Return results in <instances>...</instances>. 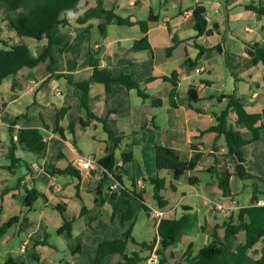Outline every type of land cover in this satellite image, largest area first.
<instances>
[{"label":"crops","instance_id":"1","mask_svg":"<svg viewBox=\"0 0 264 264\" xmlns=\"http://www.w3.org/2000/svg\"><path fill=\"white\" fill-rule=\"evenodd\" d=\"M25 1L23 14L33 5L31 0ZM101 1L107 11L121 18L144 22L152 13L158 21L149 23L147 34L138 24L112 22L101 35L103 19L77 23L80 15L98 5V0H82L84 9L63 13L61 20L67 23L52 31L53 40H61L52 47L55 64L48 59L35 69H24L14 78H6L0 86L1 225L18 218L0 236V264H95L100 244L122 238L129 229L135 243L128 241L127 255L141 251L140 244L158 240L153 253H141V257L150 259L157 256L160 221L186 216V227L168 250L174 255L171 264H177L189 246L196 256L212 242L215 233L223 238L221 227L229 217L217 210L218 205L235 203L237 209L231 216L236 217L253 199L264 201V65L255 64L248 53L255 45L264 48V16L246 9L253 3L258 7L260 1L264 6V0ZM198 7L206 12L207 27L202 35L195 29L193 13ZM0 29V49L25 44L38 57L48 45V39L17 36L1 9ZM144 37L150 49L133 50L134 43ZM92 48L99 51L100 70L110 71L116 79L131 76L149 99L144 100L137 90H129L119 82L111 84L110 93L105 85L92 82L86 110L77 85L93 75L89 65ZM174 75L176 86L163 80ZM191 88L198 101L190 100ZM174 90L175 107L171 104ZM230 97L243 102L249 114L263 117L256 125L261 128L259 139L242 149L245 167L254 179L239 180L235 164L228 158L233 175L231 197H225L209 171L225 164V139H217L215 133H201L217 125ZM154 101L162 104L155 106ZM60 112L63 134L56 131ZM227 123L246 139L251 138L244 125L236 124L233 113L228 114ZM23 128L40 130L44 152L29 151L17 144ZM114 138L120 139L118 146ZM157 145L177 151L184 162L192 160L193 146L203 156L195 170L176 181L172 172L157 169ZM110 153L118 166H122L123 154H131L133 161L120 172L122 186L117 191L110 192L115 179L107 176L99 194L104 178L101 167L84 170L80 164L86 159L98 164ZM13 154L16 164H12ZM69 167L79 176L54 174ZM155 177L166 182L163 194L169 206L164 211L154 200L150 180ZM191 178L197 183L191 184ZM31 190L43 197L29 208L25 199ZM123 190L141 194L144 202L133 195L125 196ZM144 205L164 213L162 219L152 220ZM129 209L134 216L123 227L122 218ZM67 223L71 225L70 236L59 233ZM244 244L246 235L240 232L237 245ZM263 254L264 238L249 252L254 260ZM121 260L119 255H112L102 264H119Z\"/></svg>","mask_w":264,"mask_h":264},{"label":"trees","instance_id":"2","mask_svg":"<svg viewBox=\"0 0 264 264\" xmlns=\"http://www.w3.org/2000/svg\"><path fill=\"white\" fill-rule=\"evenodd\" d=\"M31 1L33 2V5L29 8L27 14L21 13V10L26 6L25 0H0V9L5 12V20L12 25L17 36L20 38H32L37 41L48 39V45L43 49L42 53L38 57L33 56L30 49L25 44L12 47L9 50L0 49V86L6 78H14L24 69H35L48 59L51 60V64L54 65L55 60L52 56V47L54 45H59L61 40H53L52 31L55 28L67 23L65 20H61L63 13L68 11L79 13L84 9L81 5L82 0ZM246 9L256 12L259 16H264V6L261 1L259 2L258 7L255 6V3H253L246 6ZM193 15L196 20L195 29L199 35L204 34L207 27L205 16L206 12L204 8H196ZM92 19L104 20V23L99 26L101 35L104 34L106 26L112 22L128 26L138 24L143 33L147 34L149 23L158 21V18L154 17L152 13L149 19L144 22H135L131 19L121 18L112 11H107L101 0H98V5L96 7L90 8L80 15L77 19V23L84 24ZM149 49L150 44L147 37L135 42L133 46V50L135 51H145ZM248 53L255 64L262 63L264 65V48L255 45L248 51ZM98 55V50L93 48L90 50L89 65L93 69V75L89 80L83 81L77 85L83 93L82 105L86 110L88 109L89 103V87L92 82L105 85L108 93L111 92V84L119 82L129 90H137L139 96L144 100L149 99V97L140 89L139 84L131 76L122 75L116 79L112 76L110 71L100 70ZM52 65L49 68L50 71H52ZM176 77L177 75H174L172 78H163V80L172 82L173 85L176 86ZM174 96L175 90L171 94V104L175 107L176 105L173 102ZM189 98L191 101H198L197 93L192 88L189 91ZM227 99V107L220 114V116H218L217 125L212 127L207 132L201 133V135H205L206 133H215L217 135V139L220 137H224L225 139L227 151L226 156L224 157L225 164L221 168L215 167L209 171L213 174L217 186L222 191L223 195L225 197H231L230 179L233 174L230 172L226 160L229 158L234 162L235 175L239 180L247 181L254 179V176L247 172L245 167L246 160L242 149L259 139L261 128L256 125L263 116L260 114H249L245 110L244 103L234 99L233 97ZM161 104V101L153 102V105L155 106H159ZM229 113H233L235 115V122L237 125H244L246 130L251 133L250 139H246L240 131L228 126L227 118ZM62 116L63 113L60 112L57 114L56 118V131L61 134H63V132L59 128V122ZM41 123L44 125L42 119ZM81 123L83 124V122ZM10 132H13L12 129H10ZM110 135L113 136L112 134ZM114 141L116 142V146H118L120 139L114 138ZM17 144L23 146L24 149L29 151L37 153L45 151L44 138L40 130L36 128H23L19 130ZM13 145H15L14 142ZM192 150V160L190 162H184L181 160L177 151L157 145L155 148V162L157 169L159 171L172 172L175 180L178 181L186 173L195 170L200 158L203 156V153L200 152L198 147L193 146ZM11 160L13 162L12 164H16L18 162L15 159L14 154L11 156ZM132 161L133 157L131 154H123V164L122 166H118L113 154L110 153L107 157L98 162V166L110 172L115 181L122 186L120 172L124 170L125 165L131 163ZM54 174H70L79 176L78 172L71 167L65 171H55ZM106 178L107 176L105 175L99 184V194H102V190L104 189L103 183L106 181ZM150 182L155 190L154 200L156 202V206L160 210L164 211L169 206V202L163 194L166 189V182L164 179L159 177L152 178ZM190 183L195 184L197 183V180L191 178ZM171 188L175 191L174 184H172ZM123 194L127 197L129 195H133L137 199L144 202V198L141 194L127 193L126 190H123ZM40 197L43 196L35 190L28 191L25 199V205L30 208ZM144 210L147 214L150 213V208L145 205ZM133 216L134 212L131 209L128 210L127 214L123 215V227H125L126 223L131 221ZM188 221L189 218L186 216L178 220L162 219L160 221L158 226L159 247L156 250V255L159 258L160 264H171V259H173L174 255L168 254V250L177 242L178 236L186 227ZM17 222L18 218H12L5 225H1L0 221V236L12 224ZM221 229L223 230V238H221L219 233H215L212 242L208 246L202 248L196 256L193 255L192 246H189L183 254L182 260L177 264H264V254L257 260L252 259L249 255L251 249L262 238H264V207L258 205V200L256 198L253 199L250 206L241 208L236 217L230 216L226 219ZM240 232H245L246 235V244L244 245H237V237ZM59 233H67L70 236L71 225L67 223L59 230ZM130 240L134 242L129 229L124 232L122 238L101 243L96 253L95 264H102L107 257L112 255H119L121 257L122 260L119 264H140L142 262H147L149 260V256L141 257V253L143 251H147L150 254L153 253L158 241L155 238V240L150 244H140L141 251L132 252L127 255L126 249L128 241Z\"/></svg>","mask_w":264,"mask_h":264},{"label":"built area","instance_id":"3","mask_svg":"<svg viewBox=\"0 0 264 264\" xmlns=\"http://www.w3.org/2000/svg\"><path fill=\"white\" fill-rule=\"evenodd\" d=\"M196 72L197 73H200L201 72V69H197ZM80 167L82 169H84V170H95L99 166H98L97 162H95L94 160H92V159H86V160H84L80 164ZM101 170L103 171V175L104 176L106 175L108 177L113 178V175L110 172H108L104 168H101ZM119 188H120V184L118 182L114 181L113 184L110 186L109 189H110V192L113 193V192L117 191ZM258 205L264 207V201H262V200L258 201ZM235 209H237V205L235 203H233V202L230 205H218L217 206V210L220 211L221 213H223L226 217H230L231 214H232V212ZM163 215H164V213H162L161 211H157V210H154L153 208H150L149 217L152 220L159 221V220L162 219ZM146 264H160L158 256H152L146 262Z\"/></svg>","mask_w":264,"mask_h":264},{"label":"rangeland","instance_id":"4","mask_svg":"<svg viewBox=\"0 0 264 264\" xmlns=\"http://www.w3.org/2000/svg\"><path fill=\"white\" fill-rule=\"evenodd\" d=\"M28 5H29V3H28Z\"/></svg>","mask_w":264,"mask_h":264}]
</instances>
